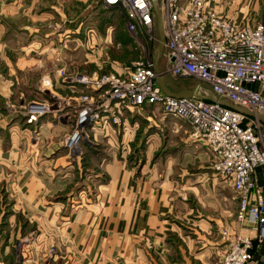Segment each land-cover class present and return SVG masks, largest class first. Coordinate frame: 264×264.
I'll list each match as a JSON object with an SVG mask.
<instances>
[{"label":"crops","instance_id":"1","mask_svg":"<svg viewBox=\"0 0 264 264\" xmlns=\"http://www.w3.org/2000/svg\"><path fill=\"white\" fill-rule=\"evenodd\" d=\"M216 6L220 11L228 8L240 25L264 23V0H218ZM72 7L65 9L60 0H0V51L12 41L28 42L21 47L22 53H50V62L60 53H125L131 47L129 41L121 39L130 34L126 19L125 23L110 18L99 21L81 15L80 3L77 9ZM104 8L122 13L118 8ZM159 45L154 61L164 74L168 51L166 47L159 51ZM54 64L47 74L53 87L44 90L38 83L35 98L47 100L55 95L68 105H76L85 88L61 78L58 69L65 63ZM132 65L105 62L93 73L79 74L97 77L102 68L123 72ZM164 75V84L172 94L194 92L193 99L210 101L213 96L228 102L215 96L206 83L191 86L196 79ZM175 84L186 87L176 90ZM64 89L70 95L63 98ZM16 93V87L8 89L0 75V99L7 101L14 96L26 104L25 95ZM135 112L125 111L120 125L103 114L98 123L87 128L81 153L74 155L58 143L59 137L71 130L70 110L62 120L55 112L30 125L23 116L7 115L0 109V201L3 195L10 198V190L16 197L0 206V226L9 214L0 234L4 237L2 248H19L16 244L20 241V246L29 250L24 257L30 264H190V258L182 256L183 251L192 249L188 242L192 247L199 239L211 242L208 232L220 227L247 233L238 221L230 223L232 185L215 176L212 151L191 139L189 123L165 114L159 104ZM134 152L133 161L128 163L127 157ZM261 179L263 182L264 177ZM84 186L89 193L78 196L75 191ZM79 199H87L89 204L77 207ZM216 213L220 216L217 220ZM52 245L57 253L50 261L47 248L42 246ZM211 245L205 244L194 258L198 264L213 261L216 248ZM263 259L264 248L251 264H261Z\"/></svg>","mask_w":264,"mask_h":264},{"label":"built area","instance_id":"2","mask_svg":"<svg viewBox=\"0 0 264 264\" xmlns=\"http://www.w3.org/2000/svg\"><path fill=\"white\" fill-rule=\"evenodd\" d=\"M218 0H160L169 65L164 74L194 78L208 84L219 99L250 111V117L218 102L166 96L158 85L155 61L134 63L123 72L89 77L59 70L65 81L88 90L76 105L61 107L54 95L32 101L25 107L28 124L58 113V120L70 110L71 130L64 148L81 153L87 128L103 114L114 124H122L121 111L131 112L159 104L167 115L185 119L193 141L207 146L213 154L216 175L229 182L238 200L237 221L245 234L228 236L221 264H251L264 248V191L256 181L264 166V150L257 133L264 117V23L238 24L217 8ZM104 7L118 8L125 16L129 32L157 34V14L153 0H103ZM43 86L52 88L49 78ZM0 264H4L0 259Z\"/></svg>","mask_w":264,"mask_h":264},{"label":"rangeland","instance_id":"3","mask_svg":"<svg viewBox=\"0 0 264 264\" xmlns=\"http://www.w3.org/2000/svg\"><path fill=\"white\" fill-rule=\"evenodd\" d=\"M60 1L62 2V6L65 7V9L68 8V5H73L72 8L77 9L78 4L80 3V9L81 10H79V12L81 13V15L85 14L86 18H90V17H92L94 19L97 18L99 21L102 19L105 20V19H109V18L112 20L118 19V20H122L125 23V20H124L125 16L122 13L117 14V13L109 12L107 9H105L104 7L101 6V2H102L101 0H80V1L79 0H69V1L68 0H60ZM222 1L230 2V0H222ZM43 11L46 12L47 9L44 8ZM225 12L229 13V9L227 8L225 10ZM252 12H253V10H250V13H252ZM262 12L264 13V7L262 8ZM126 23H127V21H126ZM129 33L130 34H126V36L124 34V36L121 37V39H126L127 41H129L130 42L129 46H131L130 48L126 49L125 53H90L87 50L84 52H82L81 50H77V51L71 52V53H60V56H58V57H57V53H55V55L53 54V58H55V57H57V58H55V60L50 61V62L48 61L50 53H22L21 47L23 48L24 45L29 44V43L28 42L27 43H17L15 41H12V42L8 43V47L6 49L4 48L3 51H0V75L6 80L7 85H8V89H13L16 87V89H17L16 94L17 95H19V96L21 94L25 95L23 99L26 100V104H28L29 102H32V101H44L45 99L42 97H40L39 99L35 98L36 95L34 94V90L37 87L38 83L40 85L43 84L44 79L49 78L51 80V78L47 74H48L50 68L55 66L54 63H56V61H59V63H62V64L63 63L66 64L65 67L67 69V73L76 74V73H88V72L93 73L96 69H99L98 64H102V66H103V63H105V62L108 63L111 61H122L126 64H129V63L134 64V63H139V62H147V61H150L152 59L154 60L155 50L160 43V33H159L158 26H157V34L155 37L156 39L154 41L150 40V37L142 31H138L137 33H132V32H129ZM17 46H19V47L16 49ZM85 52H87V53H85ZM104 65H106V64H104ZM19 66H22L23 69L20 70L18 68ZM39 67H41V68L43 67V68L41 69ZM58 70H60V69H58ZM100 73H101L100 75H104V74H109L112 72H108L107 69L102 68V71H100ZM61 78L64 79L62 76H61ZM169 81H174V83H178V82L181 83V81H178L175 78H170ZM190 83H191V86L200 85L199 80H197V79L193 82H190ZM175 86H176V84H175ZM38 87H39V85H38ZM184 87H186L185 84H184V86H182V84H178L176 86V90H180ZM42 88L44 90L48 89V87H45L43 85H42ZM61 93L63 95L62 96L63 98L70 95L68 93V91L65 89L62 90ZM87 93H88V90H83L81 95H85ZM12 97L13 98H7V101L0 99L1 100L0 101V109L3 112H5L7 115H17V116L20 115V116H23L24 118H26V116H25L26 104H24L23 101L21 103L17 99V97L16 98L14 96H12ZM49 99H50V97H49ZM53 101H56L55 103L57 105L60 104L61 107L66 106V103L63 101V99L56 98ZM74 103H76V101ZM125 111H129V110L126 109V110L121 111V113H120L121 119H122V116H123ZM129 112H131V111H129ZM134 113H137V112H134ZM26 123H27V121H26ZM257 133H258L259 138H260L261 147L264 150V123L263 122H261V125H260ZM65 136L66 135H63V137H59V139H58V143L60 142V145L63 148H64ZM124 150H125L124 152L127 153V147H124ZM126 153L124 156L127 157ZM131 155L132 156H130V158L127 157L128 163H131L133 161V158L136 154L134 152V154H131ZM215 176L226 181L224 178L216 175V173H215ZM262 176L264 177V166L259 167L257 170V173H256V181L258 184H260V186L264 190V186L261 185V184H264L263 183L264 181L261 182ZM4 190L3 191L1 190L2 195L5 193ZM12 192L13 191L10 190V192H9L10 198L8 197V199H6V196L3 195L2 201H0V206L3 207L4 204H8V203L16 200V197H14V194ZM75 192L77 193L78 196H80L83 192L89 193L87 186H84V187L80 188V191H78V192L75 191ZM230 194H231L230 199L232 202L230 201L229 209L231 210V212H230V214H231L230 223L232 224L233 221H235V220L237 221L238 200L235 197L236 194H235V191H233L232 187L230 188ZM0 195H1V193H0ZM88 198H91V197H88ZM86 200L85 201H82L81 199L76 200V206L79 207L80 205L82 206L83 204H89V202ZM73 204H75V203H73ZM218 214L219 213H216V220L218 218H220V216ZM8 216H9V214L6 215L5 218H3L2 226H0V234L1 235H2V228H4L3 226H5V224H3V223H4V221H7ZM23 227H25V226H23ZM230 227H231V225H230ZM231 229H232V227L230 228V230ZM199 233H201V232H199ZM204 234H207V233H204ZM235 234H237V233H235V231H233V230L229 231L227 229H223L222 227L217 228L216 230H211L208 232L207 236H208L209 240L211 238H213V240L211 242H208V243H212V245L210 247L216 248V249H214V252H213L214 253L213 261L210 260V262L208 264H221L225 249H227V246H228V241H227L228 236L231 235V237H234ZM23 236H24V233L21 234V237H23ZM185 236L188 237L189 239L191 238L189 233L185 234ZM197 237H200V236H197ZM202 239H205V238H202ZM222 240H223V242H222ZM3 241H4V237L0 236V259L2 260V262L4 264H30V263L25 262V257H24L25 253L29 254V250L23 249V247L20 246L21 245L20 241H18L19 244H16V246L17 245L19 246V248H16V249H14L12 247H8V249H6V247H4V246L2 248ZM221 242L223 244H221ZM208 243L205 241H201L199 239L196 242L195 241L193 242V247H192V242H188L187 246L189 245V247L192 249H189L187 251L186 250L183 251L182 256L189 257L190 261H191L190 264H196V263L198 264V263H200V262H198L199 260H195L194 258L197 257V255H199L200 252H202L201 248H204L203 246L205 244L208 246ZM12 245H13V247L15 246V244H13V243H12ZM219 245H220V247H219ZM183 246L186 247L185 244H183ZM196 247H197V249H196ZM42 248H44L43 250H45L47 248V250H46L47 256L50 258V261H51V259L55 255V253H57L56 247L52 245V246H48V247L42 246ZM222 248H224L223 251H222ZM219 249H220V251H219ZM190 250H192V252ZM188 251H189V254L186 253ZM20 257H22V258H20ZM209 257H212V256H209ZM42 263L43 262H40V264H42ZM261 264H264V259L262 260Z\"/></svg>","mask_w":264,"mask_h":264},{"label":"water","instance_id":"4","mask_svg":"<svg viewBox=\"0 0 264 264\" xmlns=\"http://www.w3.org/2000/svg\"><path fill=\"white\" fill-rule=\"evenodd\" d=\"M153 4H154V8L157 14V23H158V28H159V33H160V45L158 50L162 51L165 47V32H164V27H163V19H162V15H161V9H160V0H153ZM156 64V61H155ZM156 71L159 75L160 78V87L163 91V93L166 96L169 97H176V98H193L194 92H187V93H181V94H172L170 91H168V89L166 88L164 81H165V75L163 73L160 72V70L158 69L157 65H156ZM196 98V97H195ZM208 100L213 101V102H218L230 109L233 110H237V111H241L244 114L250 116V117H255V115L253 113H251L250 111L244 110V109H240L238 107H236L235 105L228 103V102H222V101H218L216 100L213 96H211L210 98H208ZM258 119L264 123V117L262 116H258Z\"/></svg>","mask_w":264,"mask_h":264}]
</instances>
